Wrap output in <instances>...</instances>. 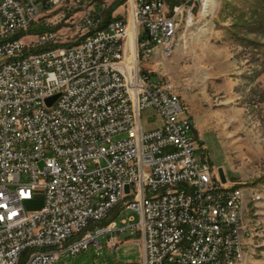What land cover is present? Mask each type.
<instances>
[{"label":"built area","instance_id":"obj_1","mask_svg":"<svg viewBox=\"0 0 264 264\" xmlns=\"http://www.w3.org/2000/svg\"><path fill=\"white\" fill-rule=\"evenodd\" d=\"M96 1L0 0V264H56L101 234L118 247L126 233L140 236L143 251L120 264H243V188L219 171V186L208 185L212 165L187 136L181 95L142 67L157 52L168 60L171 49L188 46L189 36L173 41L172 31L182 29L179 20L194 21V8ZM201 2L206 16L214 0ZM68 3L84 6L74 42L59 41L55 30L13 38L42 11ZM44 45L53 47L32 52ZM146 111L158 123L146 126ZM38 188L45 205L29 213L24 202ZM217 203H225L226 219L215 216ZM120 204L139 220L78 236Z\"/></svg>","mask_w":264,"mask_h":264},{"label":"rangeland","instance_id":"obj_2","mask_svg":"<svg viewBox=\"0 0 264 264\" xmlns=\"http://www.w3.org/2000/svg\"><path fill=\"white\" fill-rule=\"evenodd\" d=\"M83 1L86 7H97L99 3ZM166 1L169 6L188 3L194 8V21L186 24L181 20L182 29L178 30V41L189 36L188 46L177 49L184 51L181 64L172 62L174 56L165 60L154 55L142 60V67L151 70L155 78L170 82L182 96L193 120L192 134L197 137L194 140L199 144V156L208 157L215 172L223 168L227 181L243 188V264H264V4L260 0H214L208 17L201 14V0ZM82 8L83 5L74 3L54 6L42 11L33 25L55 30L59 41L72 43L78 34L71 27L81 17ZM234 27L244 42L227 36ZM190 31L200 33L198 42L191 43ZM34 35L27 31L24 41H32ZM142 121L152 126L159 118L146 111ZM44 205L42 188L24 202L29 213L40 211ZM131 217L138 221L140 215L125 208L116 221L121 225ZM107 239V234H101L98 242L75 255L61 253L56 264H120L140 260L143 248L139 235H120L118 247L110 246Z\"/></svg>","mask_w":264,"mask_h":264},{"label":"trees","instance_id":"obj_3","mask_svg":"<svg viewBox=\"0 0 264 264\" xmlns=\"http://www.w3.org/2000/svg\"><path fill=\"white\" fill-rule=\"evenodd\" d=\"M259 3H263L264 4V0H260ZM119 4V2L115 3L109 10V12L106 14V21L104 23L103 26L106 25V23L108 21H110L111 19V13L113 11V9ZM176 3H172V5H175ZM34 24V23H33ZM33 24H31L29 26V28L27 29V31H29L31 34H39L41 32H44L46 31L47 29H44L42 27H37V26H34ZM27 31H20L19 33H17L13 38H22L24 36V34L27 32ZM227 36L236 40L237 42H244V39H241L238 35H237V31H236V28H231L228 30V33H227ZM53 45H44V46H39L35 49H32V52L34 53H37V52H41V51H44V50H48L50 48H52ZM27 54V53H26ZM194 133H195V129H194ZM195 137H196V134H194ZM197 138V137H196ZM123 207L122 205H118L116 208H114V210L110 213L109 217L102 220V221H98V222H91L90 225L88 226V230H93L95 229L96 226H101V227H104V226H107L109 225L111 222L115 221L117 216L121 213ZM86 229V230H87ZM86 232H81L78 236L81 237L82 235H84ZM25 260V257L23 258L22 260V263L24 262Z\"/></svg>","mask_w":264,"mask_h":264},{"label":"bare ground","instance_id":"obj_4","mask_svg":"<svg viewBox=\"0 0 264 264\" xmlns=\"http://www.w3.org/2000/svg\"><path fill=\"white\" fill-rule=\"evenodd\" d=\"M213 5H214V2H212L210 9L207 10L206 16L209 17L212 14L211 10L213 8ZM201 10H205V2H202ZM180 21L181 20H179V27L183 23L182 21H181L182 23H180ZM183 21H186V20H183ZM172 40L178 41V30L172 31ZM176 51L177 49H171V58L174 56ZM169 94H176L175 87H169ZM184 126L187 127V136H191L194 140L195 136L194 134H192L194 133V126H193V120L191 117H184ZM207 180H208V185L219 186L218 173L215 172L212 166L211 168L207 169ZM215 216H217V219H226L225 203H217V205H215ZM243 259H244V252H243Z\"/></svg>","mask_w":264,"mask_h":264},{"label":"crops","instance_id":"obj_5","mask_svg":"<svg viewBox=\"0 0 264 264\" xmlns=\"http://www.w3.org/2000/svg\"><path fill=\"white\" fill-rule=\"evenodd\" d=\"M226 34V33H225ZM200 33L198 31H192L191 32V38H192V41L191 43L193 42H198L199 38H200ZM225 36V35H224ZM182 54H184V51L183 50H179L176 52V54L174 55V57L172 58V62L173 63H176V64H181V60H182ZM157 56L160 57V53L157 52L156 53ZM159 78V77H158ZM182 97V96H181ZM183 99V98H182Z\"/></svg>","mask_w":264,"mask_h":264},{"label":"water","instance_id":"obj_6","mask_svg":"<svg viewBox=\"0 0 264 264\" xmlns=\"http://www.w3.org/2000/svg\"><path fill=\"white\" fill-rule=\"evenodd\" d=\"M57 97L58 95H55L54 97L47 99L48 104L51 105ZM218 171H219L222 181L227 182V177H226V174L223 168L220 167ZM126 192H129V186H126Z\"/></svg>","mask_w":264,"mask_h":264}]
</instances>
